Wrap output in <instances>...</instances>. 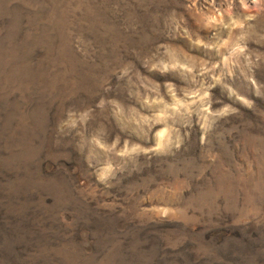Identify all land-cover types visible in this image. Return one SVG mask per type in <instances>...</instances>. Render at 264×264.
<instances>
[{"label": "rangeland", "instance_id": "1", "mask_svg": "<svg viewBox=\"0 0 264 264\" xmlns=\"http://www.w3.org/2000/svg\"><path fill=\"white\" fill-rule=\"evenodd\" d=\"M0 264H264V0H0Z\"/></svg>", "mask_w": 264, "mask_h": 264}]
</instances>
